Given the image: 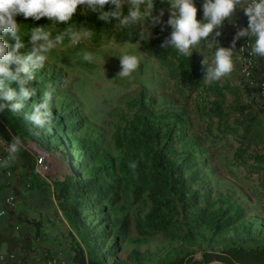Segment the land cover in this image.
Here are the masks:
<instances>
[{"label":"rangeland","instance_id":"obj_1","mask_svg":"<svg viewBox=\"0 0 264 264\" xmlns=\"http://www.w3.org/2000/svg\"><path fill=\"white\" fill-rule=\"evenodd\" d=\"M203 2L204 0H194L198 10L197 19L201 21L204 20ZM240 12H243V8L238 5L233 17ZM225 21L222 26L214 29L210 37L219 41L218 46L231 47L232 41L230 43L228 37L232 33L226 34ZM217 30L221 32L218 38L215 37ZM216 46L213 44L206 49L201 45L202 60L207 53L214 52ZM85 51L94 55L92 62L83 60ZM124 54L142 57L140 66L128 77L118 75L121 71L119 57ZM48 56L45 68L37 71L36 79L26 85L36 88L37 95L30 97L24 107V111L30 114L33 105L40 102L45 92L53 93L51 131L47 125L45 127V134L49 135V151H45L49 171L42 175L43 181L36 189L51 196L55 182L69 173H73L77 179L101 176L106 182H111V178L105 177L104 169L98 175L93 170L96 166H104L105 162L117 165L119 153L113 145L114 129L122 118L131 115L124 104L143 92L146 101L147 98L154 100L152 105L145 104L157 116L163 129L171 128L175 133L173 136L183 134L182 139L173 140H176L175 147L181 156L188 155L196 163L199 179L193 186L203 193L201 205L210 210H219L223 219L228 216L236 217L237 210H242L243 216L220 234L215 237L204 235L205 242L199 249L206 246L212 252L220 253V246L226 242H244L250 247L264 240V193L260 192L259 184L262 173L248 175L241 164L242 157L237 154L241 148L245 150L242 156L247 158L264 150V143L258 139L241 142L235 135L229 134L222 140L216 138L223 124L246 116L256 115L264 126V109L258 107V98L249 97L246 90L238 84L235 75L232 76L234 78L229 77L230 73L211 83L204 81L196 91L188 92L182 87L178 88L176 82L168 80L166 72L143 53L137 44L111 42L92 47L86 38L75 46H60ZM12 67L14 69L15 65ZM225 82H229L227 86ZM215 84L223 88V97L212 93ZM11 86L15 88L16 84ZM236 106H240L238 111H229ZM212 108H222L229 112L219 117L209 114ZM61 116L68 117L67 123L62 119L61 124H72L69 132L65 131V126L57 125ZM78 140L90 143L95 150L93 154L89 155L86 150L79 148ZM31 143L27 141L25 146L35 155ZM9 146L0 132V149L4 159L9 155ZM27 152L30 158L18 153L10 163L19 164V161H23L39 175L32 154ZM77 163L84 164L85 173L76 168ZM113 184L115 190L111 197L108 195L96 201L95 195L86 196L87 209L81 212L83 222L98 234L96 244L105 252L107 261L113 264H154L169 250L181 251V247H185L178 240L183 220L168 229L166 235L161 232L154 235L139 234L135 230L136 220L147 213L148 207L132 197L131 186L126 187L124 183ZM53 219V225L49 227L56 226V232L49 230L50 232L39 233L43 222H33V227L39 233L34 236V240H48L47 235L54 233L50 236L52 241L57 242L58 248L64 249L70 263L73 260L77 262V253L84 246L82 241L65 217ZM124 220L128 223L125 234L119 232L120 223ZM26 223L30 224L28 221ZM19 229L14 225L9 228L13 235ZM195 256L200 257L199 250Z\"/></svg>","mask_w":264,"mask_h":264},{"label":"trees","instance_id":"obj_2","mask_svg":"<svg viewBox=\"0 0 264 264\" xmlns=\"http://www.w3.org/2000/svg\"><path fill=\"white\" fill-rule=\"evenodd\" d=\"M170 0H155L154 15H158L160 10H164L163 21L169 18ZM18 22L22 17H18ZM90 27H93L94 35L87 42L92 47H98L108 43H134L140 50L151 58L159 68L166 72L168 80L177 83L178 88L185 89L188 92H194L204 83L205 68L202 65V56L200 46H205L206 42L201 41L195 46L190 57L184 56L178 50L171 46L161 47V43L171 31V26L166 23L157 25L151 29L152 36L142 41L139 38V25H134L128 29H117L114 27L115 19L110 22L96 20L95 17H89ZM85 17L79 13L74 17L73 28H79ZM29 26H43L48 23L46 18L36 21H23ZM27 30V25L24 26ZM64 25H57L56 31H63ZM218 38V37H217ZM5 39L10 44L14 41L6 35ZM211 37H209V40ZM66 40L61 46L68 45ZM207 49V47H206ZM214 52L207 53L205 67H214ZM238 79L237 69L230 74ZM232 77V78H234ZM47 82V81H44ZM229 82H225L227 86ZM249 97H254L248 91ZM212 93L217 97H223V88L217 84L212 88ZM152 105L154 100L147 98L143 92H140L137 98L124 104L127 111L131 113L128 118H122L116 125L113 133V145L119 153V160L116 166L111 162H105L104 166H96L94 172L98 175L103 170L105 177L111 178V182H106L104 178H76L73 173L64 175L62 180H57L54 186V198L63 217L68 221L70 227L75 230L78 238L83 243L77 253L79 264H113L107 261L105 252H102L97 244V233H94L89 226L83 222L82 211L87 208L88 201L86 196L95 195L96 201L111 197L113 183L120 185L124 183L126 187L131 186V195L138 202L148 207L147 213L138 217L135 224V230L141 235H154L159 232L166 235L168 229L176 226L181 220L183 227L179 231V239L185 247L181 251L169 250L162 255L154 264H202L212 259L224 261H237L241 264H264V240L254 246H246L243 243L226 242L220 246L219 252L214 253L203 246L205 242L204 235L215 237L237 222L242 216V210H237L236 217L228 216L223 219L219 210H210L201 205L203 193L194 184L199 179L196 163L190 156L181 154L175 147L176 139H182L183 134L173 136L171 128L163 129V125L154 116L152 110L146 106ZM240 106L231 108L229 111H238ZM228 111V110H227ZM226 110L222 108H212L209 114L219 117L227 115ZM228 111V112H229ZM24 108L19 113H11L7 110L0 113V132L6 141L10 144L12 137L19 135L24 140L34 142L40 147L49 151L47 142L48 136L45 134V127L40 128L34 125L26 118ZM68 121V117L59 118L57 125L65 126L66 132H69L72 124H61L60 120ZM179 128V127H176ZM216 138L224 139L226 135H235L239 141H251L258 139L264 143V126L262 120H258L256 115L246 116L231 123L223 124V127L217 132ZM221 137V138H220ZM80 141L79 148L86 150L89 155L93 154L94 147L84 140ZM21 155L29 153L22 149ZM245 150L239 148L237 154H240L241 164L247 170L248 175L261 174L260 192L264 193V150L257 151L253 155L245 158L242 155ZM135 163L132 168L129 165ZM84 164L77 163L76 168L85 173ZM188 173V174H186ZM9 187V186H8ZM97 187V188H95ZM24 221H28L27 218ZM119 232L126 233L128 223L126 220L120 223ZM199 250L200 257L195 256Z\"/></svg>","mask_w":264,"mask_h":264},{"label":"clouds","instance_id":"obj_3","mask_svg":"<svg viewBox=\"0 0 264 264\" xmlns=\"http://www.w3.org/2000/svg\"><path fill=\"white\" fill-rule=\"evenodd\" d=\"M170 3L169 18L164 22L163 9L158 15H154L155 0H0V113L6 110L19 113L29 98L37 95L36 88L26 85L36 79L37 71L45 68L50 52L59 49L66 40L71 46H75L82 39L92 38L94 30L89 26L91 23L88 18L93 16L96 20L105 22L115 19L114 27L120 30L139 25V38L142 41L152 36L151 29L157 25H161V31H163V25L166 23L171 26L172 31L165 37L161 47L171 46L187 57L192 55L193 49L201 41L206 42L205 47L216 44L214 67H205L207 64L205 58L201 62L205 68V83L217 81L233 71L236 40L240 37H254L249 54L264 58V0H204L203 21L197 19L198 10L194 0H170ZM238 5L249 17L248 26L238 30L231 47L218 46L219 41L215 38L209 40V37L214 29L223 25L226 19L231 20ZM77 13L83 15L85 20L80 23L79 28H73L72 23ZM18 17H22V21L18 22ZM42 18L48 21L43 26H29L23 22L31 20L35 24ZM25 25H27V30H25ZM57 25H64V30L56 31ZM6 35L10 36L14 43L10 44L5 39ZM220 35V31H215V37ZM119 58L121 71L118 75L121 77H128L135 72L142 59L140 56L129 54H124ZM94 59L91 52L83 53V60L92 62ZM12 65H15L14 69ZM13 83L16 84L15 88L11 86ZM52 100L53 93L45 92L40 102L33 105L31 113L26 114V118L40 128L47 125L48 130L51 131ZM25 145L27 144H24L22 137L13 136L8 150L9 155L5 160L0 161V167H7L9 162L14 161L16 155L25 149L32 154L35 168L39 171L35 155ZM30 146L34 153L36 150H41L46 154V150L36 143L32 142ZM0 152L2 153L1 149ZM46 159L48 161V158ZM11 165L17 168L15 164L11 163ZM129 166L134 168L135 163ZM38 173L46 174L40 171ZM38 214L45 217L41 211ZM28 222L33 223L34 221L28 220ZM34 223H42V220L39 219ZM19 224V222L15 223L14 227L18 229ZM42 244L46 243L39 241L41 247L39 250L29 249L27 252L39 255L41 250L53 253L62 250L66 259L64 249L43 247ZM25 257L23 252L21 260Z\"/></svg>","mask_w":264,"mask_h":264},{"label":"crops","instance_id":"obj_4","mask_svg":"<svg viewBox=\"0 0 264 264\" xmlns=\"http://www.w3.org/2000/svg\"><path fill=\"white\" fill-rule=\"evenodd\" d=\"M5 159L3 158V154L0 152V161ZM15 165L17 166L16 169L11 166L10 162L7 167H0V199L9 189L14 190L21 197L18 210L11 213L3 220L0 219V250L11 251L16 254L17 261L15 260L16 262L11 264H44L39 255L31 254L27 251L29 249L39 250L41 248L39 246V241L37 239L34 240V236L39 233L48 232L49 230H51V232H53V230L56 232V226L49 227V225H53V218L62 217V214L56 204L53 192L51 196H46L40 192L39 189H36L37 185L43 181L42 175H36L34 171H32V168L23 161H19V164L16 163ZM10 167L14 168L17 172L12 177L6 178L4 170ZM40 211L45 215V217L38 214ZM26 218L27 220H33L34 222H37L39 219L42 220L43 223L39 227V233L37 228L33 227L35 224H27L23 221L26 220ZM33 218H35V220ZM18 222L20 223V229L18 233L13 235L9 228ZM52 235H54V233L47 235L48 240H43V242L46 243L42 244L43 247L58 248V245H56L57 242L52 241V237H50ZM23 252L26 257L21 260ZM66 259L67 264L78 263V261L75 262L74 260L73 263H70L67 255Z\"/></svg>","mask_w":264,"mask_h":264},{"label":"built area","instance_id":"obj_5","mask_svg":"<svg viewBox=\"0 0 264 264\" xmlns=\"http://www.w3.org/2000/svg\"><path fill=\"white\" fill-rule=\"evenodd\" d=\"M249 23V17L243 12H240L231 20H226L224 23V30L226 34H231L228 41H233L236 33L241 28H246ZM254 37L249 36L240 37L236 40L234 65L238 73V84L244 90L248 91L254 98H258V107L264 109V58L250 55L251 45L254 43ZM36 165L40 172L46 173L48 171V161L46 154L41 150L35 151ZM12 166V165H11ZM13 167V166H12ZM7 168L4 170L5 177H12L17 171L14 168ZM19 195L12 189H9L5 195L0 199V219L8 217L11 213L18 210L20 205ZM40 258L44 264H67L63 255V251L50 252L48 250L40 251ZM16 255L13 252L0 250V264H11L15 262ZM202 264H241L236 261H220L210 260Z\"/></svg>","mask_w":264,"mask_h":264}]
</instances>
